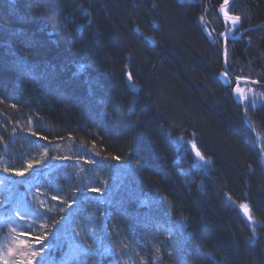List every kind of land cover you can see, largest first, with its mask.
Here are the masks:
<instances>
[{
  "label": "trees",
  "instance_id": "1",
  "mask_svg": "<svg viewBox=\"0 0 264 264\" xmlns=\"http://www.w3.org/2000/svg\"><path fill=\"white\" fill-rule=\"evenodd\" d=\"M222 1L0 0V172L48 150L31 178L0 185V201L13 193L0 213L40 207L27 235L47 228L49 260L77 240L72 264H264V87L249 108L220 79ZM227 11L241 17L228 70L264 82V0ZM21 32L40 41L19 49L32 74L9 48Z\"/></svg>",
  "mask_w": 264,
  "mask_h": 264
},
{
  "label": "snow or ice",
  "instance_id": "2",
  "mask_svg": "<svg viewBox=\"0 0 264 264\" xmlns=\"http://www.w3.org/2000/svg\"><path fill=\"white\" fill-rule=\"evenodd\" d=\"M229 4V0H224V4L221 5V9L223 10L224 7L226 5ZM225 15H227V13L225 12ZM229 19L232 22V26L233 28H235V26L238 24V22L240 21L241 17L240 16H230ZM4 32V29L2 26H0V35H2ZM222 35H226V34H222ZM17 39L19 40V44L18 45H9L10 51L13 55L16 56V66L18 68H20L22 70V72L26 73V74H32L34 69H35V65H31L27 62V57L24 56H20L19 55V49L20 48H33L35 46H38L40 41H38L35 38L34 34H29L27 32H21L19 34V36L17 37ZM97 43H99V40L96 41ZM225 56H227V49H225ZM127 67V66H126ZM85 69V65L80 64L78 65V72H82ZM127 79L129 81L130 87L132 88L133 91L136 90L132 78V74L131 72H128L127 74ZM225 77H228L229 74L227 72L224 73ZM237 82L239 83V78H237ZM236 92L237 93H241V89L239 87L236 88ZM134 103H132L131 107H130V112L134 111ZM13 108L16 107L15 104L12 105ZM31 122V121H30ZM34 135H38V134H34ZM43 140H46L47 137H43ZM192 148L196 149V145L195 143L192 144ZM48 156V150L47 148L44 149L43 154L41 155V159L40 160H36L35 162L33 161H26L22 168L17 169L14 167H7L5 166L2 170V172H0V185H4L6 183H8L10 181V179L14 178V177H21V178H25V179H29L31 178V176L34 174L36 166L40 165L41 163H43L46 158ZM196 156L201 160V161H206V158L200 153V151L198 149H196ZM64 159H71V157H65ZM114 159L119 160V157H115ZM92 163H95L94 161ZM137 165L139 166V162H137ZM3 173H12L13 176L12 177H7L4 176ZM107 182H105L106 184ZM76 191H79V189H77ZM91 191L94 192H101L102 189L101 188H94L91 189ZM35 199V196L33 197ZM52 200H58L60 199V197L58 196H52L51 197ZM6 198L3 201H0V203H6ZM75 200L72 201V203H74ZM41 206H43L44 201L40 202ZM69 207H71V204H69ZM243 210L244 213L247 217L248 221H254L253 216L250 214V209L249 206L247 204H242L240 206ZM31 215L32 216V220L31 222L26 218L27 216ZM18 218H15L11 221L8 220H4V224H7L9 222L12 223L13 227L11 229L12 232H15L17 228L19 229H23L24 232H22L20 234V240L18 241V244L21 248L23 249H29L28 251H21L19 254L22 257L19 260L15 259V256L17 254V249L16 248H8L7 253L4 256H0V261H2V264H55L54 261H50L49 257L51 255V250L54 247V243L51 240V233L47 230V228L45 227L43 232L37 236V237H31L29 238V236L27 235L28 232H31L33 227H36V223L35 221L37 219L40 218L41 216V210L40 207H37L35 209H33V211L31 213H25L23 215H20L19 213H17ZM62 220L64 219V217L61 218ZM3 230V226L0 225V231ZM249 239H252L251 237ZM89 247H91V245H89ZM127 247V246H125ZM157 251H159V249H157ZM11 258V259H10ZM210 259H213V257H209ZM180 264H184V261L181 260ZM215 264V262H214Z\"/></svg>",
  "mask_w": 264,
  "mask_h": 264
},
{
  "label": "rangeland",
  "instance_id": "3",
  "mask_svg": "<svg viewBox=\"0 0 264 264\" xmlns=\"http://www.w3.org/2000/svg\"><path fill=\"white\" fill-rule=\"evenodd\" d=\"M179 1L180 2H187V1H197V0H179ZM207 21H208L207 16L206 17L203 16L200 18V23L203 25L204 30L206 31V33L208 34V36L210 38H213L212 37V30L210 28V25L207 23ZM229 23L230 24L228 25V27L232 26V22L230 21ZM237 87H239L241 89V93L236 92L235 93L236 97L240 101L245 103L246 107L250 106L251 108H255V107H258L260 105L261 95H260L259 91H256V89L253 88L251 85L249 86V84H244V83H239V85ZM7 198L8 199H6V201H7L6 203H0V208L2 206H4L5 204H8L11 199L13 201V193H9ZM11 204H12V202H11ZM11 204H9V205L11 206ZM250 222L252 223L253 221H250ZM1 225L4 226L3 228L5 230L0 231V256H4L7 253L8 248L12 247V248L17 249V254L15 256V259L16 260L21 259L22 257L20 256L19 253L21 251H28L29 249H23L19 246L18 241L20 240V232L18 231V228L16 229L15 232H12L11 229H12L13 225L11 222H9L8 224L2 223ZM6 231L12 232L13 235L8 234ZM76 234L78 235V233H76ZM73 244L76 245V246L74 245V247H73L74 252H78L76 247L79 245V243L77 242V240H75ZM69 254H71V253L70 252L67 253V255L64 257L62 262L58 263V264H70L71 256L73 254H71L70 257H69ZM119 260H117V264H136V263H132L133 257L125 256V257L121 258L120 261ZM77 262L80 263V259L77 260ZM0 264H2V261H0ZM34 264H35V262H34Z\"/></svg>",
  "mask_w": 264,
  "mask_h": 264
},
{
  "label": "water",
  "instance_id": "4",
  "mask_svg": "<svg viewBox=\"0 0 264 264\" xmlns=\"http://www.w3.org/2000/svg\"><path fill=\"white\" fill-rule=\"evenodd\" d=\"M230 2H231V0H229V3ZM222 4H224V0L222 1V3L217 8L218 16H220L222 19H229L230 16H236V15H233V14H230L229 12H227V10H226L227 5L222 10L221 9V5ZM225 12L227 13V15H225ZM240 23H241V19L238 22V24L235 26V28H233V26H232V27L226 29L223 32V34H226V35H222V37H223V40H222V66H223V73L221 74L220 79H221L222 83L225 86H227L229 88H232L234 93H236V88L239 85V83H244V84H250V85L264 87V82H259L257 80H253V79H250V78L237 77V76L233 75L227 68L226 56H225V49H227V41H228L229 38H231V36L234 34V32H236V30L239 28ZM225 72H227L229 74L228 77H225V75H224ZM126 77H127V75H126ZM237 78H239V83L237 82ZM196 149H197V147H196ZM196 149H193L195 154H196ZM241 213H242V216L244 218H247L243 209L241 210Z\"/></svg>",
  "mask_w": 264,
  "mask_h": 264
},
{
  "label": "bare ground",
  "instance_id": "5",
  "mask_svg": "<svg viewBox=\"0 0 264 264\" xmlns=\"http://www.w3.org/2000/svg\"><path fill=\"white\" fill-rule=\"evenodd\" d=\"M75 245V244H74ZM76 246V245H75ZM57 248V250L59 249V247L57 246L56 247ZM77 248V250H78V252H74V248H72V249H70V253L71 254H73L72 256H71V258H73L75 255H79V254H81V252H84L85 251V249L84 248H82V247H80L79 245L76 247ZM55 249V246L53 247V250ZM71 254H69V257H70V255ZM67 255V253L65 254V256Z\"/></svg>",
  "mask_w": 264,
  "mask_h": 264
}]
</instances>
